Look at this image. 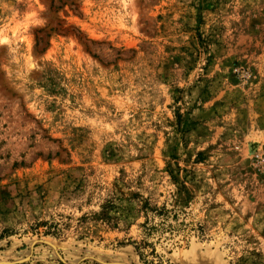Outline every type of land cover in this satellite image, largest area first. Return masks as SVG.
Segmentation results:
<instances>
[{
    "label": "rangeland",
    "instance_id": "1",
    "mask_svg": "<svg viewBox=\"0 0 264 264\" xmlns=\"http://www.w3.org/2000/svg\"><path fill=\"white\" fill-rule=\"evenodd\" d=\"M0 264H264V0H0Z\"/></svg>",
    "mask_w": 264,
    "mask_h": 264
},
{
    "label": "trees",
    "instance_id": "2",
    "mask_svg": "<svg viewBox=\"0 0 264 264\" xmlns=\"http://www.w3.org/2000/svg\"><path fill=\"white\" fill-rule=\"evenodd\" d=\"M41 41H42V38H40V37L37 36V45L40 44ZM43 49H44V48H42L41 51H42ZM143 207H144V210H145V211L148 210V209H150V210H158L157 208H152V207H150L149 203H145ZM160 210H164V208H162V209H160ZM160 214H162V213H160ZM39 225H40V226L47 225V222H40ZM50 230H51V229H48V232H47V233H49ZM148 244L150 245V244H152V243H148ZM152 245H153V244H152ZM137 248H138L140 254L143 255V253L140 251V247H137ZM153 251L155 252V248H154V247H153Z\"/></svg>",
    "mask_w": 264,
    "mask_h": 264
}]
</instances>
